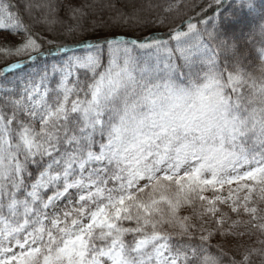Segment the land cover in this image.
<instances>
[{
    "label": "snow or ice",
    "instance_id": "snow-or-ice-1",
    "mask_svg": "<svg viewBox=\"0 0 264 264\" xmlns=\"http://www.w3.org/2000/svg\"><path fill=\"white\" fill-rule=\"evenodd\" d=\"M234 4L129 39L181 5L0 0V264H264V0L251 69Z\"/></svg>",
    "mask_w": 264,
    "mask_h": 264
},
{
    "label": "trees",
    "instance_id": "trees-1",
    "mask_svg": "<svg viewBox=\"0 0 264 264\" xmlns=\"http://www.w3.org/2000/svg\"><path fill=\"white\" fill-rule=\"evenodd\" d=\"M142 3H151L154 6L155 5H167L169 3V0H141ZM173 3H179L181 5L179 12H173L171 14H165L160 7H154L148 12L144 13V16L146 17V24L141 25L139 27L135 28H128V27H122L118 30V34L125 35L127 38L132 39L136 37L141 36H150L154 33L157 35L164 36L166 38V33L168 31L167 27L160 26L159 22L157 21L155 26L151 23V21L155 20L157 16H160L161 19H166L168 22H171L173 20H176L180 17H183L185 20H187L189 17L195 18V22H199L200 17L203 16L205 19L207 16L212 15L211 10L209 9L207 13L205 14L204 11H202V5L206 8L207 0H171ZM234 9L238 16L243 21L244 27L243 32H241L240 26L237 25L231 29H229L230 32L235 31L241 34L242 39H246L248 41H253V37L255 36L254 43H250L249 48L246 50L247 55L250 62V69L252 67H255L256 64L259 63L257 50L260 47V38L255 33L249 34L250 28L255 26L259 21L256 20L253 16L247 15V9L242 8L240 6V0H235ZM203 27V25H200ZM107 31V30H106ZM8 35L7 32L4 30H0V38L3 36ZM89 39H93L91 35L88 36ZM4 63V60L0 58V65ZM231 254V253H230Z\"/></svg>",
    "mask_w": 264,
    "mask_h": 264
},
{
    "label": "rangeland",
    "instance_id": "rangeland-1",
    "mask_svg": "<svg viewBox=\"0 0 264 264\" xmlns=\"http://www.w3.org/2000/svg\"><path fill=\"white\" fill-rule=\"evenodd\" d=\"M228 191H229V186H225L224 189L221 190V194L223 195V194L227 193ZM205 195L211 197L212 193L206 192ZM234 195L243 197L244 195H246V193L243 190L238 191V192L234 191Z\"/></svg>",
    "mask_w": 264,
    "mask_h": 264
}]
</instances>
